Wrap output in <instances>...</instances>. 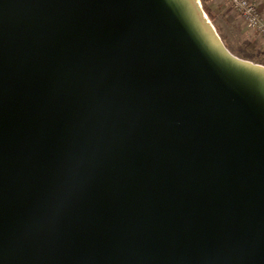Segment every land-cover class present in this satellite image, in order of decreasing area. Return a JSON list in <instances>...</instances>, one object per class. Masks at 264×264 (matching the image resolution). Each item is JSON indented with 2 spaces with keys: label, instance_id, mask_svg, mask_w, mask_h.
I'll use <instances>...</instances> for the list:
<instances>
[{
  "label": "water",
  "instance_id": "water-1",
  "mask_svg": "<svg viewBox=\"0 0 264 264\" xmlns=\"http://www.w3.org/2000/svg\"><path fill=\"white\" fill-rule=\"evenodd\" d=\"M0 264H264V64L202 0H0Z\"/></svg>",
  "mask_w": 264,
  "mask_h": 264
},
{
  "label": "rangeland",
  "instance_id": "rangeland-1",
  "mask_svg": "<svg viewBox=\"0 0 264 264\" xmlns=\"http://www.w3.org/2000/svg\"><path fill=\"white\" fill-rule=\"evenodd\" d=\"M206 5L210 9L212 18L210 15L209 17L216 27H219L220 34L225 42L229 44L230 49L241 57L250 55V52L259 53L261 55L260 61H263L260 63L264 64V40L246 25L231 3L206 0Z\"/></svg>",
  "mask_w": 264,
  "mask_h": 264
},
{
  "label": "built area",
  "instance_id": "built-area-1",
  "mask_svg": "<svg viewBox=\"0 0 264 264\" xmlns=\"http://www.w3.org/2000/svg\"><path fill=\"white\" fill-rule=\"evenodd\" d=\"M230 2L246 25L264 40V2L262 0H219Z\"/></svg>",
  "mask_w": 264,
  "mask_h": 264
},
{
  "label": "trees",
  "instance_id": "trees-1",
  "mask_svg": "<svg viewBox=\"0 0 264 264\" xmlns=\"http://www.w3.org/2000/svg\"><path fill=\"white\" fill-rule=\"evenodd\" d=\"M202 2H203V6H204V8H205V10L207 11V13H209V15L211 16V13H210V9L207 7V5H206V0H202ZM211 18H212V16H211ZM217 28H218V30H219V32H220V29H219V27L217 26ZM224 39V38H223ZM225 41V40H224ZM226 43V42H225ZM227 44V46L229 45L228 43H226ZM229 47V46H228ZM230 48V47H229ZM261 55H259V53L257 54L256 52H250V55H247V56H245L244 58H246V59H250V60H253V61H258V62H263V61H260L261 60Z\"/></svg>",
  "mask_w": 264,
  "mask_h": 264
},
{
  "label": "crops",
  "instance_id": "crops-1",
  "mask_svg": "<svg viewBox=\"0 0 264 264\" xmlns=\"http://www.w3.org/2000/svg\"><path fill=\"white\" fill-rule=\"evenodd\" d=\"M264 2V0H262Z\"/></svg>",
  "mask_w": 264,
  "mask_h": 264
}]
</instances>
